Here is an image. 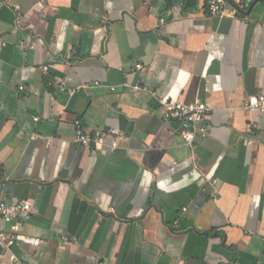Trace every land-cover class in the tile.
<instances>
[{"label":"crops","instance_id":"1","mask_svg":"<svg viewBox=\"0 0 264 264\" xmlns=\"http://www.w3.org/2000/svg\"><path fill=\"white\" fill-rule=\"evenodd\" d=\"M255 94L264 0H0V200L32 204L0 264H264ZM175 101L209 108L192 146Z\"/></svg>","mask_w":264,"mask_h":264},{"label":"built area","instance_id":"2","mask_svg":"<svg viewBox=\"0 0 264 264\" xmlns=\"http://www.w3.org/2000/svg\"><path fill=\"white\" fill-rule=\"evenodd\" d=\"M250 1L251 0H207V10L209 14L212 15H223L230 3L249 4ZM22 44H25V42H22ZM141 67L142 64H136L137 69H140ZM126 85L133 86L135 89L141 87L139 82H136L135 84L128 83ZM64 87L65 83L62 82L61 88L64 89ZM84 87L89 88L91 85L86 83L84 84ZM21 89H23V86ZM112 89L114 90L115 88ZM246 106L251 111L264 112V95L255 94L249 96L246 101ZM208 110L209 108L202 101H196L193 103L175 101L166 103L163 113L166 119H176L184 124V127L181 130V137L185 144L192 146L197 136L205 137L207 135L205 120ZM74 123L78 140L83 145L90 148L102 143L109 133L116 134V130H98L92 133L87 132L80 119H77ZM31 209L32 204L29 201L6 202L0 200V219L7 224H11L18 220L21 215L31 211ZM15 237L14 234L6 233L0 229V245L3 249L10 250L16 242ZM4 256L3 253L0 254V258H4ZM11 260L12 264H28L15 255H12Z\"/></svg>","mask_w":264,"mask_h":264}]
</instances>
